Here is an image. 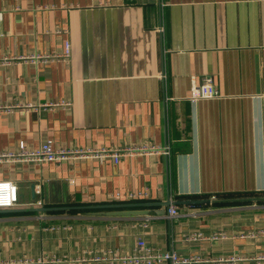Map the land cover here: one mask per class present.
Listing matches in <instances>:
<instances>
[{
    "label": "crops",
    "instance_id": "obj_1",
    "mask_svg": "<svg viewBox=\"0 0 264 264\" xmlns=\"http://www.w3.org/2000/svg\"><path fill=\"white\" fill-rule=\"evenodd\" d=\"M204 76L219 96L192 101ZM0 105V153L170 149L2 163L19 205L0 210V264H124L140 238L195 264H264V200L236 201L264 198V0H0ZM169 199L220 201L171 220L97 208Z\"/></svg>",
    "mask_w": 264,
    "mask_h": 264
},
{
    "label": "built area",
    "instance_id": "obj_2",
    "mask_svg": "<svg viewBox=\"0 0 264 264\" xmlns=\"http://www.w3.org/2000/svg\"><path fill=\"white\" fill-rule=\"evenodd\" d=\"M69 45L66 46L64 55L68 56ZM219 96V91L216 88L214 78L212 76H204L200 79L199 83L194 82L192 88V95L190 99L196 101L199 99H212ZM8 110V107L0 105V110ZM169 155L170 149L168 146H159L152 143H141L133 146L115 147V148H100V149H56L50 141L41 145L38 150H27L24 144L20 145V150L17 153H0V166L7 161L19 162H33V163H59L70 159L82 158H98L100 160L111 159L114 163L120 162L121 159L134 155ZM40 193V188L38 189ZM148 197V191H143L139 194H129L126 197L127 201L143 200ZM19 205L17 186L9 180L0 181V210L13 209ZM28 206H43V201L39 200L36 203H30ZM166 218L175 219L179 216L178 207L171 205L166 210ZM225 238L223 234H214L213 238ZM192 238L204 240L205 236L202 234L193 235ZM107 256H112L117 259V253L109 250L105 253ZM59 256H45L41 258L37 264H55L61 262ZM100 256L97 259H103ZM119 261L129 264H195L199 260L197 258H188L181 256L177 252L162 250L158 247L148 244L144 239L137 240L136 246L133 248L131 254H120ZM27 263V262H25Z\"/></svg>",
    "mask_w": 264,
    "mask_h": 264
},
{
    "label": "water",
    "instance_id": "obj_3",
    "mask_svg": "<svg viewBox=\"0 0 264 264\" xmlns=\"http://www.w3.org/2000/svg\"><path fill=\"white\" fill-rule=\"evenodd\" d=\"M247 200H253V201H261L264 200V198L260 197H254V198H239L236 201H247ZM220 200L216 199H211V200H204V201H178V202H172L170 199L165 201V202H158L156 204L152 203H146V204H114V205H109V206H101L97 207L100 209H109L107 211H101L100 214L109 216V217H135V216H146L149 214V210L147 209H142V208H135V207H143L145 206H156V207H161V208H168L171 205H185V204H197V203H209V202H218ZM222 201V200H221ZM159 208L156 210V213L159 215L164 214V210H161Z\"/></svg>",
    "mask_w": 264,
    "mask_h": 264
},
{
    "label": "trees",
    "instance_id": "obj_4",
    "mask_svg": "<svg viewBox=\"0 0 264 264\" xmlns=\"http://www.w3.org/2000/svg\"><path fill=\"white\" fill-rule=\"evenodd\" d=\"M87 210H90V208L89 209H87ZM100 210V209H99ZM105 210H109V209H105Z\"/></svg>",
    "mask_w": 264,
    "mask_h": 264
}]
</instances>
